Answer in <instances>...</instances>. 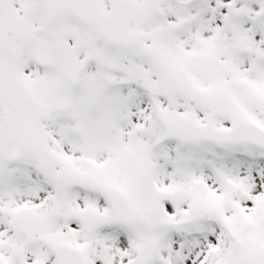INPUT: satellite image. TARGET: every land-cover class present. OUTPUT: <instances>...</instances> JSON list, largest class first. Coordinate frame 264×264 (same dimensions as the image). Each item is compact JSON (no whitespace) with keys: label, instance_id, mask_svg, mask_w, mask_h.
<instances>
[{"label":"snow or ice","instance_id":"obj_1","mask_svg":"<svg viewBox=\"0 0 264 264\" xmlns=\"http://www.w3.org/2000/svg\"><path fill=\"white\" fill-rule=\"evenodd\" d=\"M0 264H264V0H0Z\"/></svg>","mask_w":264,"mask_h":264}]
</instances>
